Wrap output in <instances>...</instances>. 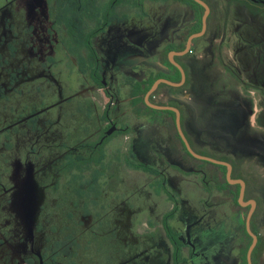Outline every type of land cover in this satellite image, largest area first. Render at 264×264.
I'll use <instances>...</instances> for the list:
<instances>
[{
    "label": "rangeland",
    "instance_id": "374dc122",
    "mask_svg": "<svg viewBox=\"0 0 264 264\" xmlns=\"http://www.w3.org/2000/svg\"><path fill=\"white\" fill-rule=\"evenodd\" d=\"M206 2L212 9L206 35L185 60L188 84L177 92L163 86L149 100L181 108L195 151L229 160L236 176L248 182L247 198L259 202L254 226L264 242V0ZM137 3L143 12L135 15L140 25L130 36L138 44L123 53L136 58L117 61L125 70L108 68L114 53L108 43L119 46L127 35L112 32L97 40L112 98L107 89L88 87L83 78L75 82L64 65L45 60L53 36L46 0H0V264H176L164 224L175 202L166 188L179 206L169 224L183 243L178 262H243L249 208L240 210L217 191L227 184L226 170L187 156L165 124L169 118L175 126L174 115L143 105L133 109L128 99L129 84L156 70L155 53L166 37L174 33L186 40L194 11L200 29L204 10L175 0ZM88 99L100 124L83 140L76 111ZM109 105L121 130L100 142L110 127L103 111ZM126 157L158 170L160 177L130 169ZM90 159L101 163L84 165ZM204 201L220 208L221 217L199 222ZM64 240L66 248L58 249Z\"/></svg>",
    "mask_w": 264,
    "mask_h": 264
},
{
    "label": "trees",
    "instance_id": "16d2710c",
    "mask_svg": "<svg viewBox=\"0 0 264 264\" xmlns=\"http://www.w3.org/2000/svg\"><path fill=\"white\" fill-rule=\"evenodd\" d=\"M48 7V18L51 23L52 37L56 38L62 49L57 50V55H68L74 57L77 61L78 70L84 74L91 77V85L101 86V71L102 65L99 62L98 56L96 54L93 40L94 38L107 31V29L116 23H121L124 21V17L119 13V6L127 0H46ZM193 4L197 5L193 0H189ZM241 5H245L252 10H256L250 6L249 3L245 1H240ZM202 9V8H201ZM203 10V9H202ZM58 56V58H61ZM58 64H54V67H58ZM63 66V65H62ZM65 73V71H64ZM77 90V89H76ZM75 90V91H76ZM149 88L142 89V83L135 85L134 90L131 94L133 98V103L136 106H145L144 96L148 92ZM71 91V90H70ZM74 91V92H75ZM72 92V91H71ZM175 139L178 144L183 147L187 152V149L180 139L177 132L173 130ZM188 137V136H187ZM189 139V137H188ZM191 145L192 142L189 139ZM193 147V145H192ZM201 155H204L201 153ZM187 156L197 163H202L194 159L188 152ZM206 156V155H205ZM94 163H101L100 161H95L94 159L87 160L84 162L86 166H92ZM207 163V162H205ZM210 164V163H208ZM126 165L132 170L139 171L148 175L159 176V171L144 164L137 163L126 157ZM213 165V164H212ZM226 170L225 167H222ZM97 178V176H95ZM99 179H96L98 182ZM165 193L170 196V192L165 189ZM173 214L166 216L164 224L166 227V233L170 239L172 245L174 246L176 264L181 258L182 243L178 239V235L175 234L168 225V220ZM253 231L257 233L255 228ZM244 234L248 240L246 253L243 256V264H247L246 256L248 249L251 245V238L244 228ZM68 240L57 243V248H66ZM75 247L74 258L76 257V251L79 248L78 242H74ZM264 251V242L261 240L259 245L256 247L253 254V264H259V258Z\"/></svg>",
    "mask_w": 264,
    "mask_h": 264
},
{
    "label": "flooded vegetation",
    "instance_id": "af4514ba",
    "mask_svg": "<svg viewBox=\"0 0 264 264\" xmlns=\"http://www.w3.org/2000/svg\"><path fill=\"white\" fill-rule=\"evenodd\" d=\"M129 0H127V1H124L118 8H119V13L122 15V17H124V21L123 22H121V23H116L115 25H113V26H111V27H109L108 29H107V31L106 32H104V33H101V34H99V35H97L95 38H94V40H93V44H94V48H95V51H96V41H97V39L99 38V37H101V36H104V35H107L108 34V32H109V30L112 28V27H115V26H121V25H123L124 23H126V22H128V20H130L133 16H132V13H130V12H132V11H134L133 9H137V11L139 12V13H142L143 12V9L140 7V3H136L135 2V0H131L130 2H128ZM154 1H157V2H159L160 0H154ZM174 1V0H173ZM194 1V0H193ZM202 1H204L205 3H207L206 2V0H202ZM47 2V1H46ZM175 2L176 3H181V4H185V5H189V6H191V4L190 3H192L191 1L189 2V3H183L182 2V0H175ZM195 2V1H194ZM136 3V4H135ZM196 3V2H195ZM132 4H135V5H132ZM197 4V6L199 7V8H202L203 10H204V13H205V9L202 7V6H200L198 3H196ZM208 4V6L210 7V15H211V12H212V9H211V5L209 4V3H207ZM195 5V4H194ZM133 6H135V8L133 7ZM188 6V7H189ZM47 13H48V7H47ZM194 14L196 15V17H194V19L193 20H189V24L187 23V27L188 28H190L189 30H190V33H189V35L187 36V39L185 40L184 39V37H180V35L179 36H177L176 34H172V35H170V37L169 38H167L166 37V39L164 40V42H162L161 43V45L163 46L162 47V49H160V50H154V53H155V51H157L158 53L156 54L155 53V56L156 55H158L159 57V59L157 58V60H156V62H157V64H156V66L155 67H151V69L152 68H156V70L155 71H152L151 72V74L150 75H148V77L146 78V79H142V80H140V81H135L134 82V84H132V83H130L129 84V87L130 86H132V92H133V90H134V87H135V85L136 84H138V83H142V89H144V88H149V90L152 88V86L155 84V82L156 81H158V80H166V81H169V82H171V83H173V84H177V86H172V85H168V84H165V83H161L160 85H159V87H158V89L150 96V98L151 99H157V94H158V92H161L162 91V87L163 86H165V87H168L169 89H172L173 90V92H177V90H180V89H182L184 86H186L187 84H188V77H189V72H188V69H187V66H186V63H185V60H186V58H188L190 55H192V54H194V49H195V44L198 42V41H200L201 39H203L204 38V36L206 35V32H207V29H206V32H205V34L202 36V37H199V38H196V39H194L193 41H192V43H191V47H190V50L189 51H187L186 52V49H187V44H188V40H189V38L192 36V35H194V34H198V33H200L201 31H202V28H203V24H202V26H201V28L200 29H198V28H195V25L197 24V19H198V13L197 12H195L194 11ZM209 15V16H210ZM203 16H204V14H203ZM202 19H203V17H202ZM208 19H209V17H208ZM184 28H185V24H183L182 25ZM207 28H208V21H207ZM153 50V49H152ZM165 51H168V54H167V63H166V65H164L163 66V64L160 62L161 61V58H162V55L164 54V52ZM96 54H97V52H96ZM143 55V54H142ZM97 56H98V54H97ZM133 56H135V54L133 53ZM136 58V57H135ZM98 59H99V62H100V64L102 65V71H101V82H100V84H101V86H95V85H91V84H89L90 83V80H91V77L90 76H88V74L87 75H85L86 76V79H87V81H88V87H94V88H97V89H104V90H108L109 89V81L107 80V78H108V69L107 68H105V66H106V63H104L103 62V60L98 56ZM135 60V59H134ZM134 60H132L131 59V57H130V59H125V61H127V62H132V61H134ZM139 60V59H138ZM124 61V60H123ZM140 61V60H139ZM77 62V61H76ZM135 63H137V61L135 62ZM180 66L182 69H183V71H184V74H185V81H184V83L182 84V82H183V74H182V72H181V70L178 68V66ZM120 66H118V67H116V68H114V69H124L125 70V68H119ZM124 70H122L123 72H124ZM151 80V81H150ZM181 84V85H180ZM178 85H180V86H178ZM106 90V91H107ZM148 90V91H149ZM148 93V92H147ZM147 93H146V95H147ZM78 94V93H77ZM132 94V93H131ZM76 95V94H75ZM74 95V96H75ZM107 95H111V97L113 98V96H112V94H111V92L108 90L107 91ZM146 95L144 96V102H145V104H146V107L148 108V109H150V110H152L153 112H155V113H165V114H172V115H174L175 116V118H177V115H176V113L174 112V111H171V110H156V109H154V108H151L149 105H147V103H146V100H145V97H146ZM130 98H131V96H130ZM90 99L91 100H93L91 97H90ZM158 99L160 100L161 98L160 97H158ZM91 100H89L88 99V101L90 102ZM131 100H133V98H131ZM152 102V104H155V105H160V104H157L156 103V101H155V103H153V100H151ZM160 106H165V105H160ZM112 107V105H109V106H107L106 108H104V112H105V118H104V123H105V125H110V127H109V131H108V129L107 128H104V131H103V134L104 135H106L107 137H110V135L112 134H109V135H107V133H110V131H112V130H116V131H119V130H121V128L119 127V126H117L113 121H112V119H111V117H110V112H111V108ZM167 107H175V108H177L179 111H180V115H181V123H182V128H183V130H184V133H185V135H186V137L188 136L187 135V133L185 132V129H184V111L181 109V108H178V107H176V106H167ZM167 122L165 123L166 125H167V128L170 130V131H173V129H176L177 130V127H176V119H175V126H173V124H171L170 122H169V118H167V120H166ZM165 122V121H164ZM177 134H178V131H177ZM179 135V134H178ZM180 137V136H179ZM189 137V136H188ZM187 137V138H188ZM181 139V138H180ZM189 139H190V137H189ZM188 139V140H189ZM191 140V139H190ZM183 142V141H182ZM190 142V141H189ZM191 144V143H190ZM193 145V144H192ZM191 145V146H192ZM193 149H194V147H192ZM195 150V149H194ZM198 154H200L201 155V153H198ZM203 156H205V155H203ZM209 157V156H208ZM212 158V157H211ZM214 159H217V160H219V161H222V162H226V163H230L231 165H232V167H233V172H232V179L234 180V181H238V180H242V181H244V183H245V194H244V199H243V201H244V203L245 204H247V203H249L250 201H254L255 203H256V207H255V209H254V212H253V214H252V216H251V219H250V226H251V230H252V232L258 237V244H257V246L259 245V243H260V241L262 240L263 241V239L261 238V236L259 235V233L257 232V233H255L254 231H253V229H252V227L253 228H255V226H254V222H255V217H256V214H257V212H258V207H259V202H258V200L256 199V198H254V199H249V198H247V194H248V192H249V186H248V182L245 180V179H243V178H240V177H237L236 176V172H235V167H234V165L229 161V160H226V159H223V158H214ZM199 161V160H198ZM201 162H203V161H201ZM207 163H209V162H207ZM210 164H212V163H210ZM213 165H215V164H213ZM216 167H220V168H222V167H225V166H221V165H215ZM151 167V166H150ZM226 168V175H225V180H226V185L225 186H218L217 187V191L218 192H220V193H222V194H224V196L229 200V202L231 203V204H233V202H235L236 203V205L235 206H238L239 208H240V210H245V209H248L249 208V210H248V213H247V216H246V219H245V229H246V232L248 233V231H247V221H248V216H249V213L251 212V210H252V206L250 205V204H247L246 206H242L241 204H240V195H241V191H242V186L240 185V184H230L229 182H228V180H227V167H225ZM202 172H198V171H195L194 172V174H201ZM148 175V174H147ZM160 173H159V176H154V177H160ZM150 176H153V175H150ZM167 189V188H166ZM168 195V194H167ZM172 194L170 193V196L169 197H171V199L175 202V204H174V208H173V211L176 209H178L179 210V206H178V203H177V200H175L174 198H173V196H171ZM202 200H204V199H202ZM204 205H205V207H207V209H206V212L205 213H202V211H200V212H198L197 213V218H198V221L199 222H201L203 219H207V217H210L211 218V216L212 215H215L216 217L218 216V217H221V210H220V208L219 209H217V208H214V209H216V210H214V209H210V205H208V203H205V201H204ZM203 206V205H202ZM200 209H203V207L202 208H200ZM218 210V211H217ZM175 212V211H174ZM220 215V216H219ZM212 218H213V216H212ZM256 230V229H255ZM257 231V230H256ZM248 235H249V233H248ZM243 236H244V238L246 239V244H247V242H248V240H247V238H246V236H245V234H244V230H243ZM250 236V235H249ZM168 237V236H167ZM250 238H251V240L253 241V239H252V237L250 236ZM179 239V238H178ZM171 242V241H170ZM181 242V241H180ZM251 244H252V242H251ZM251 246V245H250ZM256 246V247H257ZM250 248V247H249ZM209 249V248H208ZM207 249V253L209 254L210 252H211V249H209L208 250ZM256 249V248H255ZM249 250V249H248ZM255 251V250H254ZM248 253V252H247ZM263 253H264V251L262 252V254H261V256L263 255ZM253 254H254V252H253ZM260 256V257H261ZM173 257H174V259H175V252H174V255H173ZM252 258H253V255H252ZM205 260H208L207 258L205 259ZM246 260H247V256H246ZM242 261H243V256H242ZM179 264H181V262H178ZM241 264H243V262H241ZM247 264H248V262H247ZM252 264H253V260H252Z\"/></svg>",
    "mask_w": 264,
    "mask_h": 264
},
{
    "label": "crops",
    "instance_id": "0c3cea01",
    "mask_svg": "<svg viewBox=\"0 0 264 264\" xmlns=\"http://www.w3.org/2000/svg\"><path fill=\"white\" fill-rule=\"evenodd\" d=\"M18 1V0H17ZM131 0H129L128 2H130ZM136 3H137V0H135ZM21 2V1H20ZM135 3V4H136ZM135 4H132V5H135ZM46 7H47V2H46ZM132 13V18L130 20H128V22L124 23L123 25L121 26H115V27H112L108 34L107 35H104V36H101V38H105L107 37L108 35H110L112 32H117L119 34H126L127 36L124 37L122 40L123 42H119V46L116 45V44H111V43H108L111 45V51L114 52L113 55H111L109 58H108V68L111 69V68H116V66H118L117 64V61H122L125 59H131L134 60L135 59V56H133L132 53H125L123 54L125 51H129L131 50L132 46H136L138 43L134 42L131 38L130 35H132V30H135L136 28L135 27H139L140 25V22H139V18L140 17H136L135 15L136 14H141V13H135L134 11L130 12ZM48 14V13H47ZM145 22H142V24H144ZM151 25V23H150ZM50 26H51V23L49 22V18H48V25L47 27L50 29ZM50 34V33H49ZM48 37L50 38V36L48 35ZM100 39V37L98 38ZM97 39V40H98ZM117 40V39H116ZM52 46V51H51V54L46 56L47 58L45 60H47L48 62L51 63V65L53 64H62L65 66V68H67L65 70V73H66V77L68 78H74L75 82H82V78L83 80L86 79V76L84 74H82L79 70H78V67H77V62H76V59L74 57H71V56H68V55H57V50L59 51L60 49H62V46L59 45V43L56 41V38L54 37H51V42L50 44ZM96 52L98 54V56L102 59L101 57V54H100V47H99V42L96 41ZM122 52L120 55L118 54V56H116V52ZM110 54V53H109ZM58 56H61V58H58ZM114 56L118 57L116 59H114ZM143 58L145 60H147L146 56L144 55ZM45 65H47L46 63H44ZM110 65V66H109ZM69 66V67H68ZM87 80V79H86ZM79 82V83H80ZM76 92V91H75ZM75 92L72 93V95H70L71 99L74 97L75 95ZM69 98V99H70ZM129 101L131 102V105H133V109L135 108H139V106H136L133 101L131 100L130 96L128 97ZM89 101H84L83 103L81 102V105L79 106L80 108H78V111H76L79 116H82V123H80V125L78 126L79 127V131H84L86 132V135H85V138L83 140H86L88 138H91L92 136H94V134L96 132H98V128H99V124H100V120L98 117H96V114L98 113L96 108L92 107V104L90 103L88 106H85ZM84 105V106H83ZM75 113V112H74ZM92 126V127H91ZM89 132V133H88ZM103 138L107 139V140H111L112 138L111 137H107L106 135H104L102 133V140H100V142H103ZM82 140V141H83ZM117 141V140H115ZM119 142V141H118ZM175 211V212H174ZM172 210L170 212H168L167 214H165V218L166 216H168L169 214H173L172 217L168 220V225L170 224V221L171 219L174 218L175 214L177 211H179L178 209L176 210ZM165 218H164V221H165ZM170 227V225H169ZM171 228V227H170ZM181 241V240H180ZM182 243V242H181ZM183 245V243H182ZM183 248V247H182ZM181 256H182V250H181Z\"/></svg>",
    "mask_w": 264,
    "mask_h": 264
},
{
    "label": "water",
    "instance_id": "95a60500",
    "mask_svg": "<svg viewBox=\"0 0 264 264\" xmlns=\"http://www.w3.org/2000/svg\"><path fill=\"white\" fill-rule=\"evenodd\" d=\"M194 1L205 9V13H204V16H203V19H202L203 28H202V31L200 33L194 34V35H192L189 38L186 52L190 50L191 43H192V41L194 39L202 37L205 34L206 29H207L208 17L210 15V7L208 6L207 3H205L202 0H194ZM178 68L181 70V72L183 74V82H182V84H183L184 81H185V74H184L183 69L180 66H178ZM161 83H165V84L172 85V86H177V84H173V83H171L169 81H166V80H158V81H156L155 84L152 86V88L148 91V93H147V95L145 97L147 105H149L151 108H154L156 110H171V111H174L176 113V115H177V118H176L177 131H178V134H179L181 140L183 141V143H184V145H185V147L187 149V152L196 160L203 161V162H209V163H212V164H215V165H221V166L227 167V180H228V182L230 184H240L242 186V191H241V195H240V204L242 206H246L247 204H250L252 206V210L249 213L248 221H247V231H248L249 235L253 239L252 244H251V246H250V248L248 250V253H247V262H248V264H252V255H253V252H254L257 244H258V237L251 230L250 219H251V216H252V214L254 212V209L256 207V203L254 201H250L247 204L244 203L243 199H244V194H245V183L242 180L234 181L232 179L233 167H232V165L230 163L222 162V161H219L217 159H214V158H211V157H208V156L200 155L192 148V146H191V144H190L188 138L186 137V135L184 133V130L182 128L181 115H180V111L177 108L155 105V104H152L150 102V100H149L150 96L158 89V87H159V85ZM180 85H178V86H180Z\"/></svg>",
    "mask_w": 264,
    "mask_h": 264
},
{
    "label": "built area",
    "instance_id": "2783aa9c",
    "mask_svg": "<svg viewBox=\"0 0 264 264\" xmlns=\"http://www.w3.org/2000/svg\"><path fill=\"white\" fill-rule=\"evenodd\" d=\"M98 90H100V89H98Z\"/></svg>",
    "mask_w": 264,
    "mask_h": 264
}]
</instances>
